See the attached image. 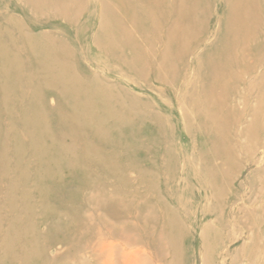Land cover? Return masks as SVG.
Listing matches in <instances>:
<instances>
[{"label":"rangeland","instance_id":"1","mask_svg":"<svg viewBox=\"0 0 264 264\" xmlns=\"http://www.w3.org/2000/svg\"><path fill=\"white\" fill-rule=\"evenodd\" d=\"M61 1L63 8L58 0H0V15L21 20L25 34H46L60 45L58 54L51 50L49 57L41 45L33 46L32 56L28 48L15 46L8 63L16 58L15 66L21 67L11 71L19 103L0 102V143L8 139L11 146L23 147L26 174L20 186L35 203L23 219L30 232L26 238L37 242L38 263L87 264L85 249L72 252L63 237L69 235L72 215L79 208L88 212L95 191L112 197L126 193L134 198L130 206L135 211L129 214L141 216L139 231L149 217L157 233L164 229L179 239L181 247L154 254L147 264H202L201 258L209 260L205 264H264V46L255 70L250 69L252 57L247 63L242 59L247 50H234V76L224 74V102L206 103L198 95L200 106L194 109L186 96L193 63L181 78L177 69L173 80L138 33L131 44L116 31L106 10L110 6L122 14L119 5ZM76 1L81 8L74 7ZM213 2L212 31L214 12L222 9ZM140 8L138 13H145ZM126 25L133 29L130 22ZM209 44L216 41L204 35L202 47L187 59ZM137 45H144L146 53L139 54ZM157 72L161 82L155 81ZM59 77L65 90L59 89ZM53 92L57 98L47 96ZM9 111L13 119L5 121ZM9 124L15 135L7 131ZM214 178L224 189L220 199L214 196ZM168 218L176 224L168 225ZM6 227L5 222L2 230ZM203 230L208 243L217 239L207 251ZM74 254L81 261L69 259Z\"/></svg>","mask_w":264,"mask_h":264},{"label":"bare ground","instance_id":"2","mask_svg":"<svg viewBox=\"0 0 264 264\" xmlns=\"http://www.w3.org/2000/svg\"><path fill=\"white\" fill-rule=\"evenodd\" d=\"M216 1L215 4L220 5L222 9L219 13L214 12L216 27L213 31L210 27L214 16L212 9L215 1L213 0H106L108 5H112V2L119 5L122 14L112 11L110 6L106 13L114 20L116 31L121 30L122 36L131 39V44H134V36L138 33L149 46V53L160 58L164 70L171 71L173 80L178 78L177 69L181 78L187 66L194 64L196 70L186 85V96L189 100L188 104L198 109L200 106V102L196 100L198 95H201L206 103L224 102V96L227 97L224 74L234 76L230 65L232 61L230 56L234 50L236 52L238 49L247 50L246 58L242 57V59L247 63L248 57H252L254 62L251 70L257 69L260 65L258 62L262 63L260 49L263 50L264 46V0ZM63 3L58 0L57 7L63 8L66 4ZM74 7L81 8L80 2L76 1ZM140 7H143L146 14L143 11L138 13ZM126 22H130L133 29H129ZM24 29V23L12 14L0 15V71L2 72L0 102L3 104L19 103L14 95L15 88L12 86L14 79L11 71L21 67L15 66L16 58L8 63L15 46L28 48L31 56L35 50L34 45H41L47 57L54 55L53 51L58 54L60 45L54 37L46 34L28 35L24 33ZM17 33L18 35H14ZM207 34L213 37L216 44L205 46L194 56V60V57L188 60L187 55L202 47L203 37ZM137 51L139 54L146 53L144 45L140 47L137 45ZM45 70L47 73H52L51 70ZM204 70L211 74L206 76ZM59 80L62 86V88L59 86V89L65 90L66 84L61 82V77ZM155 81H162L158 72ZM45 92L47 91L42 90V94ZM216 95L219 97H215ZM47 96L57 98L58 94L53 92ZM154 118L159 129L160 118L156 116ZM9 119H13L11 111L6 112L4 118L5 121ZM14 128L13 124L6 126L10 134H14ZM8 142L7 139L4 145L0 143V264H44L38 263L37 242L26 238L29 237L30 232L25 228L24 212L29 211L35 203L32 205L31 195L20 186L26 174L21 156L23 147L20 144L11 146ZM165 153L169 155L170 149ZM214 182L215 199H220L224 189L217 183L216 178ZM56 195L59 198L62 193L57 191ZM133 199L126 193L112 197L107 194H96L94 191L87 202L89 206L87 213L80 208L78 212L73 211L77 213L72 215V227L69 235L63 237V245L69 247L72 252L73 249L78 252L80 249H85L87 258L84 261L87 264H147V259L152 258V255L160 256L163 250H168L171 246H182L176 236H169L164 229L157 233V228L149 217L144 219L146 225L142 231H139L138 220H141V216L136 212L129 214L135 211V208L130 206ZM144 208L145 204L141 203L140 213ZM205 212V215L218 216L215 212ZM156 218L157 215L154 213V221ZM5 222L7 227L3 231ZM166 223L172 226L176 221L168 218ZM142 235L145 236L144 241L141 240ZM83 238H88V241L81 242ZM201 238L206 251L217 243V239H212L211 243H208L204 230ZM212 256L210 262L214 259ZM54 259L60 262L65 258ZM69 259L81 261V257L75 254ZM67 260L68 257L65 261ZM208 261L201 258L202 264Z\"/></svg>","mask_w":264,"mask_h":264}]
</instances>
